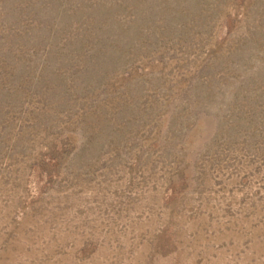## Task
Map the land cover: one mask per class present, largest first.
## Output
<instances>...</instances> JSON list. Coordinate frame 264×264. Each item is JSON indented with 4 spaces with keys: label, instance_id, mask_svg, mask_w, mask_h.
I'll use <instances>...</instances> for the list:
<instances>
[{
    "label": "rangeland",
    "instance_id": "374dc122",
    "mask_svg": "<svg viewBox=\"0 0 264 264\" xmlns=\"http://www.w3.org/2000/svg\"><path fill=\"white\" fill-rule=\"evenodd\" d=\"M0 264H264V0H0Z\"/></svg>",
    "mask_w": 264,
    "mask_h": 264
}]
</instances>
